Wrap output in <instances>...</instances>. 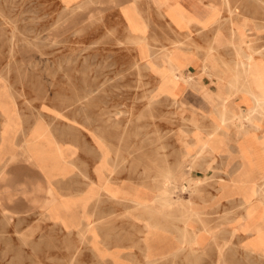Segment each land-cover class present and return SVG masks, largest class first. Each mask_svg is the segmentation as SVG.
<instances>
[{
	"label": "rangeland",
	"instance_id": "rangeland-1",
	"mask_svg": "<svg viewBox=\"0 0 264 264\" xmlns=\"http://www.w3.org/2000/svg\"><path fill=\"white\" fill-rule=\"evenodd\" d=\"M205 2L220 12L218 21H197L192 0H0V94L8 105L0 108V264H264V237L254 230L264 217L261 202L249 207L242 195L221 192L229 167L205 162L213 143L229 140L216 123L217 98L233 80L230 59L241 53L235 33L225 40L214 30L234 32L250 12L264 22V0ZM247 21L252 27L249 16L241 27L250 30ZM206 62L228 73L224 82L211 80L216 90L201 81ZM192 91L215 113L206 133L199 103L185 101ZM105 164L102 179L97 168ZM255 170L250 180L263 176L264 167ZM169 172L179 185L190 186L189 178L199 185L166 190ZM43 195L44 205L33 201ZM256 200H264V184ZM62 201L71 205L58 210L71 227L51 213ZM151 221L160 232L147 242ZM193 229L201 238L195 251L182 238Z\"/></svg>",
	"mask_w": 264,
	"mask_h": 264
},
{
	"label": "bare ground",
	"instance_id": "bare-ground-1",
	"mask_svg": "<svg viewBox=\"0 0 264 264\" xmlns=\"http://www.w3.org/2000/svg\"><path fill=\"white\" fill-rule=\"evenodd\" d=\"M230 1V0H229ZM213 3V2H212ZM231 4H229V7H230ZM233 6V5H232ZM231 6V7H232ZM215 7V6H214ZM217 8V7H216ZM212 9V8H211ZM230 9V8H229ZM208 10H209V7H208ZM212 13H214L215 15H217V19H219V16H220V12H217L215 10H211ZM230 11V10H229ZM232 19V18H231ZM216 22V21H215ZM248 22V21H247ZM131 29L132 30H136V29H139V26L138 24H134L131 23ZM141 25V24H140ZM144 26V25H143ZM144 28V27H143ZM239 28V27H238ZM258 28V27H257ZM142 29V28H141ZM235 30H237L235 27H234V32ZM243 35V34H242ZM241 35V36H242ZM145 39V38H144ZM148 41V40H147ZM145 42V41H144ZM234 44L236 45V50L238 52H241V53H237V61L235 62V72L233 73V80L232 81H227L226 85L224 87H222L219 91V94H218V98H217V101H218V109H217V113H218V116L220 117V119L218 121H216V123L218 124V126H222L221 128L219 127L218 129H222L223 132L226 134H228L229 132V129H231L232 127L234 128H237L238 129V132H239V135L240 134V131H242L244 134L246 130L244 124H245V121L246 120H249L250 121V127L252 126H255L254 124H259L264 121V70H263V67H264V54L263 55H259L258 53H253L251 50L250 52H247L245 53L244 51V46H248V43L250 42L249 39L247 38H241L237 41H233ZM177 43V42H175ZM145 46V45H144ZM250 48V47H249ZM170 49V48H168ZM167 49V50H168ZM180 49V48H178ZM242 50V51H241ZM176 51V50H175ZM256 51V49H255ZM261 50L257 51L260 53ZM152 52V50H151ZM154 52V51H153ZM175 53V52H174ZM154 55V53H153ZM160 55V54H159ZM168 55V54H167ZM156 56V55H155ZM153 57V56H152ZM169 57V55H168ZM171 58V56H170ZM214 58V57H213ZM216 58V57H215ZM209 59V58H207ZM219 59V58H218ZM151 60V59H149ZM163 60V59H162ZM165 60V59H164ZM173 60V59H172ZM158 62V61H157ZM176 62V61H175ZM160 63V62H159ZM174 63V62H173ZM167 65V64H165ZM169 66V65H168ZM176 66V65H175ZM174 66V67H175ZM173 67V68H174ZM166 68V67H165ZM176 69V68H175ZM221 69V68H220ZM219 69V70H220ZM161 70V69H160ZM172 71V78L175 79V77H179L181 75H177L178 73H175L174 70H171ZM169 71V72H171ZM180 71V70H179ZM151 72H153L151 70ZM181 72V71H180ZM185 72V71H184ZM203 72H205L207 75H209L211 77V80L212 81H215V76L220 78V80L222 82H224L226 79H227V75L228 73H226L225 71H218L217 70V67L215 65H210V64H207L204 63L203 65ZM228 72V71H227ZM169 74V73H167ZM197 74V73H196ZM188 75V74H187ZM186 75V76H187ZM184 76V75H183ZM208 76V77H209ZM229 76V75H228ZM166 77V76H165ZM164 77V78H165ZM185 77V76H184ZM230 77V76H229ZM163 78V77H162ZM171 78V79H172ZM182 78V77H181ZM195 78V77H194ZM240 78L243 79L242 82H240ZM161 79V77H160ZM196 79V78H195ZM184 80V79H183ZM165 81V80H164ZM182 81V80H181ZM185 81V80H184ZM190 82V81H189ZM194 82V81H193ZM169 83L168 81H166V83L163 84L162 88L164 90L168 89L169 88ZM172 84V83H171ZM178 84V83H177ZM188 85V84H187ZM186 85V86H187ZM224 85V84H223ZM227 87V88H226ZM138 88V87H137ZM199 88V86H198ZM203 88V87H202ZM206 88V87H205ZM219 89V88H218ZM193 92V91H192ZM240 93H244L246 94L247 96L251 97L253 99V106L250 107L249 109L247 110H240V112L238 114H234L232 112V109H231V106H230V103H231V99L233 96L237 95V94H240ZM88 98V97H87ZM216 99V98H215ZM214 99V100H215ZM3 101V95L0 94V108L2 111H4L5 107H8V105L5 103V106L3 105L2 103ZM235 103V102H234ZM217 104V103H216ZM130 109V108H129ZM231 114V115H228V114ZM248 115H250V118H248ZM117 119V118H116ZM131 120V119H130ZM236 122H240L241 125L243 126L242 127V130L239 129L237 126V123ZM4 124H5V120L3 122V131L1 133V138L3 139L4 137V130L6 129L4 127ZM35 124V123H34ZM128 124V123H127ZM262 124V123H261ZM260 128V127H259ZM207 129V128H206ZM257 129V127H256ZM219 132V131H218ZM227 137H224L223 136V139H226ZM112 144V143H111ZM196 144V143H195ZM205 148L206 147H201L200 150H204L205 151ZM113 151V150H112ZM202 153V152H201ZM203 154V153H202ZM204 155V154H203ZM61 156H63V148L61 149ZM60 156V157H61ZM105 156H106V153H105ZM109 156V155H108ZM14 157V155H12V158ZM59 157V156H58ZM100 157V156H99ZM203 157V156H202ZM107 159V158H106ZM9 164V163H8ZM113 164V163H112ZM246 166V164H245ZM4 167V166H3ZM2 167V168H3ZM103 167H106V164L105 166H101V168H97V173L100 175V177L102 179H104V169ZM247 168L248 166H246L245 170L243 168V173H246L247 171ZM3 171V170H2ZM170 173V172H169ZM181 173V172H180ZM182 176V174H181ZM184 176V175H183ZM188 176V175H187ZM3 177V172H1L0 170V179ZM51 178V177H50ZM101 179V180H102ZM163 179V187L167 189H171V188H175L176 186H178V179H177V176H175V174H169V176H166ZM211 180V179H210ZM208 180V181H210ZM236 180V181H235ZM255 183H250V186L248 185L247 181V176L246 177H243L242 179H236V178H232V180L230 181V183H228L229 181L228 180H224L223 178H220L219 179V182L221 181V183H219V187L218 189L223 192V193H229L231 192L232 194H236V195H242L245 199V203L247 205H249V207L255 202V201H260L261 204H262V209H263V212H264V200L261 201V200H256L257 198V193H258V187L260 186V184H264V173H263V176L260 177L259 179H251L249 180L250 182L251 181H255ZM189 181H190V186H185V184H180L178 187L180 190L183 191H190V187H192V184L194 183L195 185H199V180L198 179H193V178H189ZM217 181V180H216ZM237 181H239L240 183H237ZM106 182V181H105ZM193 182V183H192ZM192 183V184H191ZM105 185L103 186V188H106L109 190V192L111 193L112 197H117V198H121V195H120V188H111L108 183H104ZM236 188L239 189V191H241L240 193L239 192H234L236 190ZM176 189V188H175ZM174 189V190H175ZM196 189V188H195ZM217 189V191H218ZM260 189V188H259ZM38 191H42L44 192V194H47L49 192V189L47 187H40L37 189ZM177 190V189H176ZM193 194V193H192ZM214 195H212L213 197ZM161 196H159L160 198ZM192 197V196H191ZM45 198V197H44ZM43 198L44 202L40 203V205H44L45 204V199ZM122 198H126V195L123 194ZM128 198V197H127ZM113 199V198H112ZM131 199V198H130ZM162 199V198H160ZM38 200V199H37ZM165 200V199H164ZM131 201H133L135 203V205L137 206H146V207H152V203H148L147 205L146 204H142L140 203L139 201H136L134 199H131ZM157 202H159V199H158V196H157V199H156ZM161 201V200H160ZM190 203H192L191 199H190ZM55 204V203H54ZM92 204V203H91ZM166 205V203H164ZM164 205V206H165ZM192 205V204H191ZM243 205V204H242ZM60 207H64V208H68V211H71V205L66 203L65 201H62V202H58L57 204L54 205L53 209L51 210V213H53V217L54 218H59V220L61 219L67 226H70L68 224V221L66 220V218L62 217V215H60L59 213V209ZM241 207V206H240ZM192 209V208H191ZM248 209V208H247ZM95 210V209H94ZM190 210V209H189ZM245 210V209H243ZM181 211V210H180ZM193 214H197L198 212L192 210ZM222 212V211H221ZM50 213V212H49ZM246 213V212H245ZM142 214V213H141ZM6 216V215H5ZM185 216V215H183ZM248 216H250L249 214H247V219H248ZM264 216V215H263ZM160 217V216H159ZM222 218V217H221ZM152 219V218H151ZM182 219V218H181ZM190 219V218H189ZM131 220V219H130ZM150 220V219H149ZM79 221V220H78ZM90 221V220H89ZM88 222V221H87ZM148 222V221H147ZM183 222V221H182ZM89 223V222H88ZM92 223V222H91ZM134 223V222H133ZM156 223V221H155ZM154 222H150V223H147L146 224V228L149 229V232L147 234V236L145 237V240L147 242H149V239L154 237L156 234H158L159 229L157 230V224H155ZM186 223V221H185ZM90 224V223H89ZM71 227V226H70ZM94 227V226H93ZM178 227V226H176ZM89 228V227H88ZM179 228V227H178ZM27 230V229H26ZM235 230V229H234ZM233 230V231H234ZM254 230L258 233V238H263L264 237V217L262 218V221L260 224H257V226L254 228ZM207 231V230H206ZM164 232V231H163ZM180 232V230H179ZM200 232V231H199ZM255 232V233H256ZM165 233V232H164ZM233 233V232H232ZM20 236V235H19ZM182 238L183 240L185 241V243L187 242V239H189V242L191 243L190 245L193 247V250H197L196 248L201 245V238H200V233H198L197 230L193 229L191 230L190 232V236L189 238H187V235L186 234H183L182 235ZM181 238V239H182ZM210 242V241H209ZM31 243V242H30ZM189 244V243H188ZM233 246V245H232ZM207 247H205L206 249ZM232 248V247H231ZM204 249V247H203ZM181 250V249H180ZM201 252V251H200ZM192 253V252H191ZM194 254H196L195 252H193ZM199 253V252H198ZM197 253V254H198ZM202 253V252H201ZM205 253V252H204ZM222 253V252H221ZM150 251L148 252L147 256L148 257H151L150 255ZM192 255V254H191ZM199 255V254H198ZM197 255V256H198ZM201 255V254H200ZM190 256V255H189ZM191 257V256H190ZM194 257V256H192ZM154 259H152V262H153ZM155 261V260H154ZM71 262V261H70Z\"/></svg>",
	"mask_w": 264,
	"mask_h": 264
},
{
	"label": "crops",
	"instance_id": "crops-1",
	"mask_svg": "<svg viewBox=\"0 0 264 264\" xmlns=\"http://www.w3.org/2000/svg\"><path fill=\"white\" fill-rule=\"evenodd\" d=\"M156 4L158 3V0H153ZM164 3L166 5L169 6H173V5H178V0H163ZM192 5L190 4L189 6L193 7V15L196 18V15L198 17L197 19L191 18V14L190 12L187 11V9L185 8L184 11L187 13V17H190L191 19L189 21H193V20H197V21H201V23H205L206 19H210L211 21H218L217 19V15H214L212 13V9L211 7H209V14L208 16H204V13L200 12V10L198 9V5L202 6V10L203 12L208 8L205 7L206 6V2L205 0H192ZM203 2V4L201 3ZM217 5V3H214ZM243 16H249V18L251 17L253 20V23L251 24L252 27H250V21L248 22V26L247 28H250V30L248 29H244L243 27H241V22H242V17ZM241 17H238L237 22L238 25L235 27L237 30H235L236 32H233L231 29H226V30H222L220 29L218 31V29L214 30V36L215 38H222L225 39L230 37V34L228 35V33L232 32L235 33L236 35L234 37H236V40H239L241 38H247L250 40V42L248 43V48L253 52V53H263L264 54V22H260L258 19L255 18L254 14L250 12V14H244ZM203 20V21H202ZM239 27V28H238ZM258 27V28H257ZM243 34V35H242ZM242 35V36H241ZM213 36V37H214ZM226 42V41H225ZM231 48L226 49V46L222 47V52L223 53H228L230 51ZM256 49V51H255ZM245 53L249 52L247 50V48L244 49ZM260 51L257 52V51ZM236 51V48H235ZM221 52V51H220ZM232 53V51H231ZM264 58V57H263ZM236 59H230V61L232 62V64H234V62ZM264 61V60H263ZM264 70V67H263ZM204 74L202 76V83H204L206 86H208L211 90H216L217 89V85L213 84L211 81V77ZM186 98V99H185ZM185 101H187L188 103H193L192 105H194V103H199V110H200V114L202 115L201 117L205 118L208 122V124L204 127L206 129V131H204L205 133L208 132L209 130H211L212 127V123H213V118H215V113L211 110V105L209 104V99H207L203 94L200 93H194L192 92L190 97H186L185 95ZM248 99H245L244 95L237 94L235 96L232 97L231 99V103H232V112L234 114H238L240 112V110H247L250 107L253 106V99L249 96H247ZM247 101H249V105L247 104ZM235 102V103H234ZM195 107H197V105H194ZM198 110V111H199ZM248 118H250V115H248ZM237 126H239L238 128L242 130V125L240 122H236ZM262 123V124H261ZM259 124H254L255 126L250 127V121L246 120L245 121V128L247 131H245L244 134H242L243 132L240 131L238 132L237 128H231L229 129L228 132V136H229V140L224 141V142H219V143H213L214 145H212V148L214 149V152H210V153H206L207 157L205 159V162L207 165H212V166H217V169H219L221 166H228L229 168L227 169V172L229 171V173L227 174V179L232 180V178H236V179H242L243 174L240 171V167L242 165V163L246 164V166H248L247 169V179L250 180V174H253L255 172H257L258 170H255L256 168H262L264 167V121H262ZM257 127V129H256ZM260 127V128H259ZM196 143H200L202 144V146H206L204 142L201 141V139L197 136L196 138ZM196 144V145H197ZM0 149L4 150L2 147H0ZM230 151V152H229ZM5 154L6 151L4 150ZM11 153H13V151L11 150ZM14 157H15V153H14ZM13 157V158H14ZM243 157V158H242ZM250 165L252 166V169L250 170ZM5 166L3 168H0L1 172H3L2 170H4ZM217 173V172H216ZM221 174V173H220ZM223 174V173H222ZM221 174V175H222ZM3 177L0 179L2 180ZM46 185V184H45ZM29 190H22L23 193V198H27L29 197L28 194ZM44 193V192H43ZM13 194V193H11ZM5 196V195H4ZM7 196V195H6ZM45 197V195L43 196H38L34 198V202H37L39 205L42 202L43 203V198ZM237 197H239V195H237ZM38 199V200H37ZM45 199V198H44Z\"/></svg>",
	"mask_w": 264,
	"mask_h": 264
}]
</instances>
